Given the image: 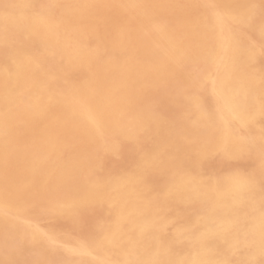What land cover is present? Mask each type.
<instances>
[{
    "label": "bare ground",
    "instance_id": "6f19581e",
    "mask_svg": "<svg viewBox=\"0 0 264 264\" xmlns=\"http://www.w3.org/2000/svg\"><path fill=\"white\" fill-rule=\"evenodd\" d=\"M262 47L264 0H0V228L61 245L24 225L56 199L57 221L96 217L74 264H264V137H240L264 115ZM155 82L181 90L197 172L249 149L255 169L165 174L174 129L138 113ZM149 137L165 143L103 176L112 148Z\"/></svg>",
    "mask_w": 264,
    "mask_h": 264
},
{
    "label": "rangeland",
    "instance_id": "374dc122",
    "mask_svg": "<svg viewBox=\"0 0 264 264\" xmlns=\"http://www.w3.org/2000/svg\"><path fill=\"white\" fill-rule=\"evenodd\" d=\"M255 39L256 38L254 36L253 37L248 36L246 41L251 42V40H253L251 43L256 44L257 42ZM262 50L264 52V47H262ZM261 61L264 66V55H263V60ZM151 84H153L155 89L150 90V93L145 97L146 104H144L141 108L138 109V113L139 114L144 113L146 117H150V116L161 117L166 123L170 125V127H173L174 131H176V132L173 131L174 136H175L174 140L171 138V136L167 132V135L170 137V139L173 140V145H172L173 147L171 150L172 157L170 158L172 160H171L170 165L165 168V174H168L172 169H177V170L187 171L188 172L187 174H190V175L202 174L203 176H205V179L208 181L213 176L221 177V176H225L226 174L230 172L231 173L235 171L250 172L255 169L257 165L256 158L258 157V154L255 152V150L253 151L249 149V152H245L244 154L242 153L237 154L235 157L232 156V158L229 156L223 158L220 155V153L212 154V156L209 157L206 160V162L199 163L201 170H198L197 172L196 167L193 168V166H194L195 159L198 153L197 151L200 149V146H204L203 145L204 142H203V139H201L200 145L199 144L196 145V143L188 144L187 135H185L183 130H185L187 127H190L193 124L194 118L191 114H189L188 107L185 106L184 103L179 101L178 94L181 90L176 89L175 85L166 86V85L157 84L156 82L151 83ZM263 119H264V115L259 121L256 122L253 130L250 129V131H247V130L241 131L240 137L242 138V140L245 139L244 141H247L249 139V137H247L249 136L248 134L249 132L250 133L252 132L251 134L255 137V139L259 136L264 137V120ZM180 130L181 132H179L178 134L177 131H180ZM201 136H203V133H198V137L202 138ZM164 143H165V140H157V139H154L153 137H149L145 140L139 141L136 145L125 143L119 148L118 147L112 148V150L114 151L111 150L103 159V167H102L103 176L105 175L106 177H110V176L119 175L121 173H128L127 170L130 171V169L135 171L134 164H135L136 159L138 158V155H140L142 152L152 147H160ZM131 150H132V153H131ZM162 154H164V152H162ZM65 158L68 159V156H66ZM125 161H126V164H124ZM232 163H234L235 165ZM225 164L226 166H224ZM164 176L161 178L162 180ZM263 189H264V182H263ZM63 200L64 198L60 199L59 202H62ZM56 201H57L56 199L55 200L53 199L49 203L47 201H37V202H34L33 204H30L29 206L31 207H28L26 209L28 213L25 214L24 225L25 226L30 225V224L36 225L37 228L41 230V232L43 233H50L51 230L52 231L56 230L51 233L56 232L57 234L61 235L59 237L60 238L63 237L61 239L63 243L61 245L52 246V247H49V246L43 247L42 245L40 247L39 245H37L30 249L27 247V244L21 246V243L28 242L27 236L23 235L24 237L22 236L18 237L16 235H13V231L11 227L5 228L1 226L2 227L0 228V262L1 264H7V263L8 264H74L76 261L79 262V259L75 258L76 259L75 260L74 257L69 256V253H70L69 248L71 249L72 247L70 246H73L75 244L73 240H80L86 237V235L91 231V228L93 225V219H95L96 217H93V219H91L89 218V216H87V214L82 215L81 213L77 215V217L75 218L66 217V218H63L62 220L57 221L56 213L52 209V206L55 204ZM89 223L91 224V226ZM54 226L55 227L57 226V227L55 228ZM47 228H49V230H47ZM82 228H84V230ZM23 230H25V228H23ZM4 256H5V259H3Z\"/></svg>",
    "mask_w": 264,
    "mask_h": 264
}]
</instances>
